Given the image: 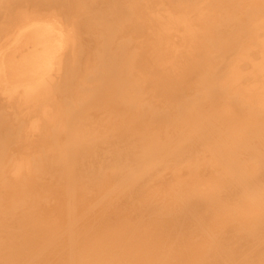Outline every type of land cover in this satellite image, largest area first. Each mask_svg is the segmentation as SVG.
I'll use <instances>...</instances> for the list:
<instances>
[{
  "label": "bare ground",
  "instance_id": "1",
  "mask_svg": "<svg viewBox=\"0 0 264 264\" xmlns=\"http://www.w3.org/2000/svg\"><path fill=\"white\" fill-rule=\"evenodd\" d=\"M0 264H264V0H0Z\"/></svg>",
  "mask_w": 264,
  "mask_h": 264
}]
</instances>
